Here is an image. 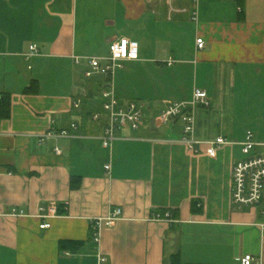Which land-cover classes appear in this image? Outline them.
<instances>
[{"label": "crops", "instance_id": "obj_1", "mask_svg": "<svg viewBox=\"0 0 264 264\" xmlns=\"http://www.w3.org/2000/svg\"><path fill=\"white\" fill-rule=\"evenodd\" d=\"M194 7L0 0V101L10 104L9 117L0 116V264H100V255L105 264H241L247 255L264 264L263 208L232 201L247 132L264 142V0H200L197 22ZM121 38L138 44L139 58L111 82L122 103L144 106L145 124L118 131L106 148V123L92 115L102 111L107 79L85 74L88 59L107 57ZM32 45L38 53L29 57ZM196 89L210 102L195 110L196 139L228 142L216 158L205 146L198 155L186 149L181 122L151 125ZM52 129L72 136L41 144ZM49 208L58 215L41 230ZM116 208L122 218L99 247L91 220ZM167 211L174 222L153 221Z\"/></svg>", "mask_w": 264, "mask_h": 264}, {"label": "built area", "instance_id": "obj_2", "mask_svg": "<svg viewBox=\"0 0 264 264\" xmlns=\"http://www.w3.org/2000/svg\"><path fill=\"white\" fill-rule=\"evenodd\" d=\"M168 4H172L177 0H164ZM194 10L191 12L192 20H199L198 5L200 0H192ZM172 10V8H171ZM188 12L187 8H181L180 13ZM122 41L127 43L122 44ZM133 44L136 46L133 47ZM113 45H116V50H113ZM197 50L202 51L205 48V41L198 39ZM121 49H123L121 51ZM38 53L36 45L30 47L29 57ZM135 53L136 58H130ZM139 58V46L127 38L116 39L109 46V54L105 58H89V69L86 72V77L90 78L94 75L102 76L106 79V87L102 91L103 99L102 111L95 112L92 115L94 122L105 121L104 133L102 136L103 146L111 148L116 138V133L123 129L132 131L140 130L144 127V106L138 102L131 101L122 103L113 88L111 77L117 70L124 67V62L134 61ZM79 63V60H77ZM169 64H173L172 61ZM199 105L208 107L210 105L208 94L196 89L193 98L190 101L177 102L163 110L158 118L155 119V127L164 129L174 122H181L183 126L182 137L180 142L186 149L198 155L202 152V147H206V154L211 158H216L219 150L228 144L224 137H219L216 140L201 142L195 137L196 119L195 110ZM80 107V101L75 104V108ZM72 130L78 131L76 124H72ZM72 136L68 130H50L44 134L39 142L43 144L49 139L67 138ZM244 159L237 162L233 169L232 175V201L240 210L244 208L262 207L264 213V142L257 140L254 132L248 131L244 142L241 144ZM55 153L60 156L62 150L57 147ZM110 169V166L107 167ZM14 215H19L14 213ZM23 215V212L20 213ZM58 213L55 208H49L47 213L40 216L42 224L41 230L51 228L49 220L57 217ZM123 212L121 208H116L105 217L94 218L91 220L92 238L97 246L100 247L102 241V232L105 229L112 228L122 218ZM154 222H174L171 212H158L153 216ZM264 230V225L260 226ZM100 264H105L107 259L100 255ZM255 259L251 255H247L241 259V264H253Z\"/></svg>", "mask_w": 264, "mask_h": 264}, {"label": "trees", "instance_id": "obj_3", "mask_svg": "<svg viewBox=\"0 0 264 264\" xmlns=\"http://www.w3.org/2000/svg\"><path fill=\"white\" fill-rule=\"evenodd\" d=\"M100 87H101V85H100ZM9 106H10V104H9V98H8V96H6L4 102H1L0 101V109H1L0 110V116L2 118H8L9 117V114H10V107ZM176 264H179V263H176Z\"/></svg>", "mask_w": 264, "mask_h": 264}, {"label": "clouds", "instance_id": "obj_4", "mask_svg": "<svg viewBox=\"0 0 264 264\" xmlns=\"http://www.w3.org/2000/svg\"><path fill=\"white\" fill-rule=\"evenodd\" d=\"M124 43H127V41H122V44H124ZM136 45L135 44H133V47H135ZM116 45H113V50L115 51L116 50ZM123 49H121V51H122ZM130 58H132V59H135L136 58V56H135V53H133L132 55H131V57Z\"/></svg>", "mask_w": 264, "mask_h": 264}, {"label": "rangeland", "instance_id": "obj_5", "mask_svg": "<svg viewBox=\"0 0 264 264\" xmlns=\"http://www.w3.org/2000/svg\"><path fill=\"white\" fill-rule=\"evenodd\" d=\"M145 114H146V116L148 115V118L147 119H149L151 114L148 111H146Z\"/></svg>", "mask_w": 264, "mask_h": 264}, {"label": "water", "instance_id": "obj_6", "mask_svg": "<svg viewBox=\"0 0 264 264\" xmlns=\"http://www.w3.org/2000/svg\"><path fill=\"white\" fill-rule=\"evenodd\" d=\"M151 125H152V127L154 128V125H155V119H153V120L151 121Z\"/></svg>", "mask_w": 264, "mask_h": 264}]
</instances>
